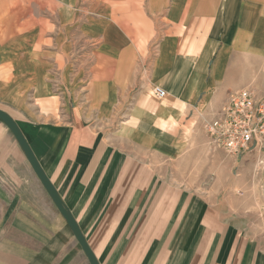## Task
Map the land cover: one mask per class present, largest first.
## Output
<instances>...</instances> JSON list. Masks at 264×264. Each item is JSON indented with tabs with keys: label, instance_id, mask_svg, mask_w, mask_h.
I'll return each instance as SVG.
<instances>
[{
	"label": "crops",
	"instance_id": "obj_1",
	"mask_svg": "<svg viewBox=\"0 0 264 264\" xmlns=\"http://www.w3.org/2000/svg\"><path fill=\"white\" fill-rule=\"evenodd\" d=\"M11 2L0 0V13ZM62 2L58 15L66 31L73 12L71 2ZM142 2L129 0L117 18L90 17L89 31L85 28L91 36L103 37L105 45L119 48L132 30L135 35L146 28L151 22L146 11L158 6L164 35L143 70L148 81L141 83L166 89L159 86L165 96L158 101L142 93L150 105L175 108L176 115L194 106L205 111L208 122L222 107L228 88L264 70V0H170L168 5L167 0H149L146 7ZM97 10L102 16L114 12ZM5 18L0 30L29 27L8 24ZM126 21L131 31L124 35ZM9 39L0 32V110L21 130L99 264H264V247L237 227L223 203L202 201L178 184L153 179L145 166L137 170L118 145L89 123L80 103L72 102L66 80L70 73L59 74L57 89L49 61L39 59L23 38ZM122 50L112 52L111 59L117 71L125 62L133 77L137 56L131 47ZM162 131L157 134L164 141ZM0 264H90L1 119Z\"/></svg>",
	"mask_w": 264,
	"mask_h": 264
},
{
	"label": "rangeland",
	"instance_id": "obj_2",
	"mask_svg": "<svg viewBox=\"0 0 264 264\" xmlns=\"http://www.w3.org/2000/svg\"><path fill=\"white\" fill-rule=\"evenodd\" d=\"M37 1L39 5L31 0H12L7 12L0 13V19L9 18L8 24L29 25L28 28L0 30L6 41L17 36L22 42L23 38L26 45L33 47V52L40 54L39 59L48 60L56 76L57 89L61 79L59 74L67 70L70 76H66V80L71 82L72 102L80 103L89 123L118 145L123 154L136 163L137 170L145 166L152 172L153 179L178 184L202 201L210 198L220 201L234 214L229 218L235 220L237 227L247 229L249 235L264 247V157L249 152L230 154L210 144L204 127L205 111L192 106L186 107L182 113L179 110L176 115L175 108L158 109L142 97L146 94L158 101L151 91L153 88L141 83L143 79L145 83L148 81V73L143 70L150 65L149 58L156 53L164 35L159 26L162 14L156 8L158 6L146 11L151 18L146 28L135 30V35L132 30V37L125 38L126 42L117 44L119 48H116L105 45L101 36L96 37L94 33L91 36L86 23L90 17L121 16L120 7L127 10L129 0H67L71 2L73 13L66 31L61 29L58 15L63 9L62 0ZM142 1L145 7L150 3L149 0ZM169 3L167 0V5ZM98 8L114 12H104L102 16L97 13ZM32 13L39 17V22ZM112 23L119 26L118 22ZM123 25L122 32L126 35L131 29L127 21ZM60 35L64 37L62 40H59ZM36 37L40 40H31ZM127 47L134 49L137 56L138 67L133 77L126 73L125 62L117 71V62L110 56L114 51L125 52L122 49ZM157 86L166 89L163 84ZM243 87L258 93L263 91L264 70L258 76L245 77L240 86L228 88L222 107L211 120L222 111L229 94ZM170 113L176 117H171ZM143 126H147L149 131L145 132ZM162 126L164 131L160 130ZM160 131L164 133V141L157 134Z\"/></svg>",
	"mask_w": 264,
	"mask_h": 264
},
{
	"label": "built area",
	"instance_id": "obj_3",
	"mask_svg": "<svg viewBox=\"0 0 264 264\" xmlns=\"http://www.w3.org/2000/svg\"><path fill=\"white\" fill-rule=\"evenodd\" d=\"M157 98L165 90L154 86ZM210 144L230 154L249 152L264 157V90L249 87L231 92L222 111L205 123ZM260 162V161H259Z\"/></svg>",
	"mask_w": 264,
	"mask_h": 264
},
{
	"label": "water",
	"instance_id": "obj_4",
	"mask_svg": "<svg viewBox=\"0 0 264 264\" xmlns=\"http://www.w3.org/2000/svg\"><path fill=\"white\" fill-rule=\"evenodd\" d=\"M0 119L8 126L11 133L13 134L14 138L16 139L17 143L21 147L22 151L24 152L28 163L30 164L31 168L33 169L34 173L42 183L43 187L47 191L48 195L52 199L53 203L62 214V216L67 221L68 225L70 226L74 236L76 237L77 241L81 245L85 255L87 256L90 264H99L97 258L95 257L93 251L89 247L85 237L83 236L77 222L75 221L74 217L72 216L71 212L63 203L62 199L60 198L59 194L57 193L54 185L47 177L45 172L43 171L41 165L39 164L37 158L35 157L33 151L31 150L29 144L27 143L25 137L23 136L21 130L15 123V121L4 111L0 110Z\"/></svg>",
	"mask_w": 264,
	"mask_h": 264
}]
</instances>
